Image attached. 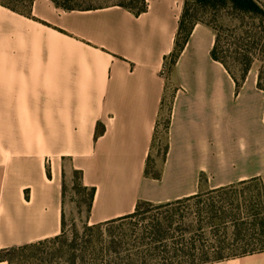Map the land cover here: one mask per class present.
Returning a JSON list of instances; mask_svg holds the SVG:
<instances>
[{
    "label": "crops",
    "instance_id": "obj_1",
    "mask_svg": "<svg viewBox=\"0 0 264 264\" xmlns=\"http://www.w3.org/2000/svg\"><path fill=\"white\" fill-rule=\"evenodd\" d=\"M146 1L137 15L35 0L33 18L0 5V250L61 234L64 180L75 170L96 189L93 224L141 201L264 182L257 79L237 88L201 23L166 79L185 0ZM167 101L168 152L156 178L148 164ZM211 264H264V252Z\"/></svg>",
    "mask_w": 264,
    "mask_h": 264
},
{
    "label": "trees",
    "instance_id": "obj_2",
    "mask_svg": "<svg viewBox=\"0 0 264 264\" xmlns=\"http://www.w3.org/2000/svg\"><path fill=\"white\" fill-rule=\"evenodd\" d=\"M35 0H0V5L20 15L33 18ZM64 10L97 7H74L71 0H52ZM63 1V2H61ZM202 11L193 12L185 0L173 53L166 59L175 65L190 39L193 28L201 23L215 34L211 57L223 65L240 88L257 65V88L264 91V0H194ZM115 5L141 14L148 8L146 0H119ZM24 9L26 11H24ZM27 10L29 12H27ZM166 123L164 159L168 152ZM103 133L98 130L97 136ZM157 133V130H156ZM156 134L154 136V142ZM80 190L88 191L91 213L96 189L83 184V174L75 170ZM156 178L159 176H154ZM248 187L239 189L245 185ZM64 190V185H63ZM64 193V192H63ZM110 221L83 226L69 240L64 234V214L60 235L0 250V262L7 264H211L227 259L264 252V182L252 179L168 202L165 210L149 223L121 226L138 216L141 207ZM121 224L115 229L104 226Z\"/></svg>",
    "mask_w": 264,
    "mask_h": 264
},
{
    "label": "rangeland",
    "instance_id": "obj_3",
    "mask_svg": "<svg viewBox=\"0 0 264 264\" xmlns=\"http://www.w3.org/2000/svg\"><path fill=\"white\" fill-rule=\"evenodd\" d=\"M63 2V1H61ZM119 0H71L69 4L74 7H102L107 5H112L118 3ZM193 4V12L198 13V18L202 16V11L195 6L194 0H190ZM24 11H26L24 9ZM27 12H29L27 10ZM257 65L253 67V69L249 72L247 76L248 84L251 85L253 88L256 87V79L258 77V70ZM174 70V65L171 64V60L168 59L167 65L163 70V75L167 79L170 77L171 72ZM169 90L171 91L174 87L170 83L168 86ZM169 100V99H168ZM169 105L170 101H167L166 104L163 105L162 111L160 113V118L158 121V128L156 133V140L153 144L152 148V157L150 158V162L148 164V175L151 176H159L160 171L163 165V148L166 142V123L169 117ZM79 181L77 180L76 174L73 172L66 176L64 180V190H63V214H64V234L65 236L71 240L75 234V230H77L80 234H83V226L88 224V226L94 225L90 221V209L88 205V191L80 190ZM249 185H245L243 187H239V189L248 187ZM209 192V191H207ZM206 193V192H202ZM167 203H149L145 204L141 207V211L138 216L134 217L133 219L127 220L121 226V224L115 223L111 225H107L103 227V230L106 229H115L119 226L122 228L128 229L130 224H138V223H149L153 216L165 211L170 210L171 208H166L164 205Z\"/></svg>",
    "mask_w": 264,
    "mask_h": 264
}]
</instances>
